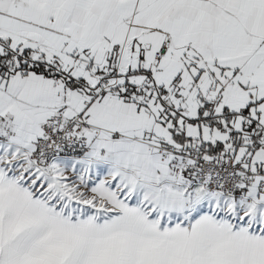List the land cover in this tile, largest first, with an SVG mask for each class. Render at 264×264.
<instances>
[{
    "label": "snow or ice",
    "instance_id": "snow-or-ice-1",
    "mask_svg": "<svg viewBox=\"0 0 264 264\" xmlns=\"http://www.w3.org/2000/svg\"><path fill=\"white\" fill-rule=\"evenodd\" d=\"M0 264H264V0H0Z\"/></svg>",
    "mask_w": 264,
    "mask_h": 264
}]
</instances>
